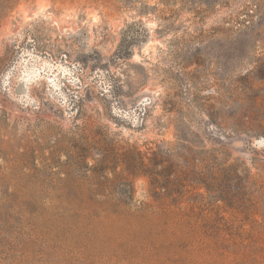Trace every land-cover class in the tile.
Returning a JSON list of instances; mask_svg holds the SVG:
<instances>
[{
  "label": "rangeland",
  "instance_id": "rangeland-1",
  "mask_svg": "<svg viewBox=\"0 0 264 264\" xmlns=\"http://www.w3.org/2000/svg\"><path fill=\"white\" fill-rule=\"evenodd\" d=\"M170 146L227 199L117 162ZM0 264H264V0H0Z\"/></svg>",
  "mask_w": 264,
  "mask_h": 264
},
{
  "label": "trees",
  "instance_id": "trees-1",
  "mask_svg": "<svg viewBox=\"0 0 264 264\" xmlns=\"http://www.w3.org/2000/svg\"><path fill=\"white\" fill-rule=\"evenodd\" d=\"M128 152L129 155L122 156L117 162L131 174L146 175L150 193L159 202L177 204L187 200L191 206H196L203 200V195L192 191L198 186L205 188L207 204L214 199H227L222 188L214 187L212 176L231 174L235 165L229 164L227 158L214 150L196 151L182 146V150L178 151L176 146H170L145 152L131 147ZM210 227V223L202 224L205 233Z\"/></svg>",
  "mask_w": 264,
  "mask_h": 264
},
{
  "label": "bare ground",
  "instance_id": "bare-ground-1",
  "mask_svg": "<svg viewBox=\"0 0 264 264\" xmlns=\"http://www.w3.org/2000/svg\"><path fill=\"white\" fill-rule=\"evenodd\" d=\"M28 75V74H27ZM23 83V82H22ZM24 89V88H23ZM18 90H20V89H18Z\"/></svg>",
  "mask_w": 264,
  "mask_h": 264
}]
</instances>
